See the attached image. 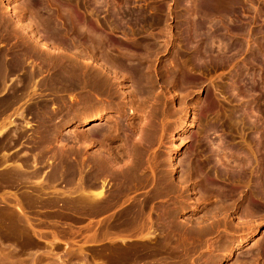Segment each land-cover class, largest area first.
<instances>
[{
    "label": "rangeland",
    "instance_id": "1",
    "mask_svg": "<svg viewBox=\"0 0 264 264\" xmlns=\"http://www.w3.org/2000/svg\"><path fill=\"white\" fill-rule=\"evenodd\" d=\"M54 1L0 0V219L9 218L0 225V264H264V200L252 204L249 183L222 197L209 196L202 182L203 140L227 163L226 143L264 131V0H215L229 13L213 24L230 29L213 34L211 58L201 66L181 58L179 77L170 69L194 0ZM123 57L141 60L151 79L145 94ZM85 94L95 114H86ZM237 105L245 107L243 119L232 117ZM94 118L102 125L93 128ZM140 126L146 137L138 135ZM98 128L105 138L93 132ZM95 150L107 166L89 176L85 160ZM133 154L139 167L126 172L123 163ZM87 175H98L96 186ZM97 186L99 202L89 196Z\"/></svg>",
    "mask_w": 264,
    "mask_h": 264
},
{
    "label": "bare ground",
    "instance_id": "2",
    "mask_svg": "<svg viewBox=\"0 0 264 264\" xmlns=\"http://www.w3.org/2000/svg\"><path fill=\"white\" fill-rule=\"evenodd\" d=\"M40 1V0H39ZM56 1V0H55ZM54 1V2H55ZM42 3L41 4H43L44 3V1H41ZM51 3V2H50ZM186 3V2H185ZM39 5V6H44V4H46V3H44L43 5ZM192 9H190V8H186L187 10H191V12H190V16L191 17H185V19L183 20L184 22H183V26H184V28H183V30H184V44H183V47H181L182 49L180 50V52H178V54H177V56H179L178 58H176L177 59V61L174 63V65H173V67H171V71H172V68H173V71H172V73H171V75L174 77V76H178L179 75V73H180V71H181V69L182 70H184V68H185V66L183 65L184 63H185V65H190L191 67H197V65L200 63V61L201 60H203V58H206L207 59V56H208V58H209V56L212 54L211 52H213V50L211 51V49L212 48H214V47H212V43H213V37L215 36H213V34H216L217 36H219L218 35V32H220V31H222L221 29L223 28L224 30H223V32H220V33H225L226 32V30L227 31H229V29H230V27H229V29L227 28L226 30H225V26L226 25H224L223 26V23H220V24H222V25H220V26H218L219 24L217 23V25H214L213 24V21L216 19V18H218V19H220V20H223V19H225L226 18V14H228L229 12H227L223 7H221L220 5H217L216 3H215V0H200V2L199 1H192ZM46 6V5H45ZM56 6V5H55ZM58 6V5H57ZM189 6V5H188ZM187 6V7H188ZM37 7V6H36ZM184 7V6H183ZM189 7H191V6H189ZM45 8H47V6L45 7ZM60 8V7H59ZM30 8H28V10H29ZM40 9V8H39ZM44 9V8H43ZM185 9V8H184ZM42 10V9H41ZM43 12H44V10H43ZM157 12V11H156ZM36 16V15H35ZM49 16H51V15H49ZM48 16V17H49ZM48 17H47V19H48ZM142 19V18H141ZM182 19V18H181ZM218 19H216V20H218ZM49 20H51V19H49ZM129 20H131V19H129ZM137 20V19H136ZM54 21V20H53ZM142 21V20H141ZM219 21V20H218ZM47 22H48V20H47ZM68 22V21H67ZM118 22V21H117ZM220 22H222V21H220ZM44 23V22H43ZM51 22H49V23H46V24H50ZM70 23V22H69ZM133 23V22H132ZM135 23V22H134ZM138 23V22H137ZM136 23V24H137ZM140 23V22H139ZM142 23V22H141ZM120 24V23H119ZM230 24V23H229ZM3 25V24H2ZM77 25V24H76ZM132 25V24H131ZM142 25V24H141ZM232 25V24H231ZM50 26V25H49ZM68 26H69V24H68ZM130 26V25H129ZM230 26V25H229ZM236 26V25H235ZM13 27V26H12ZM71 27V26H70ZM77 27V26H76ZM123 27H124V25H123ZM132 27H134L133 25H132ZM144 27V26H143ZM65 28H66V26H65ZM78 28H79V26H78ZM115 28V27H114ZM136 28V27H135ZM232 28L234 29V30H236L237 29V31H241V29L239 28V27H237V28H235V27H233L232 26ZM44 29V28H43ZM123 29H125V27L123 28ZM129 29V28H128ZM136 29H138V28H136ZM47 30V29H46ZM122 30V29H121ZM132 30V29H131ZM139 30V29H138ZM45 31V30H44ZM58 31V30H57ZM125 31V30H124ZM225 31V32H224ZM231 31V30H230ZM46 32H48V31H46ZM49 32H50V29H49ZM48 32V33H49ZM54 32H56V31H54ZM62 32V31H61ZM122 32V31H121ZM57 33V32H56ZM126 33H128V32H126ZM130 33V32H129ZM135 33V32H134ZM140 33V32H139ZM233 33V32H232ZM54 35H55V33H53ZM226 34V33H225ZM99 35V34H98ZM236 35V34H235ZM49 36V35H48ZM51 36V35H50ZM223 36V35H222ZM240 36V35H239ZM241 36H242V34H241ZM55 38V37H54ZM127 39V38H126ZM219 40V39H218ZM225 40V39H224ZM223 40V41H224ZM153 42V41H152ZM137 43H140V42H137ZM104 44V43H103ZM112 44V43H111ZM115 44V43H114ZM148 44V43H147ZM221 44V43H220ZM219 44V45H220ZM61 45H62V43H61ZM107 45V44H106ZM140 45V44H139ZM233 45H235V44H233ZM116 46V45H115ZM141 46V45H140ZM179 46V45H178ZM224 46V45H223ZM236 46H237V43H236ZM134 47H136V46H134ZM226 47V46H225ZM238 47H240L241 48V44L240 45H238L237 47H236V49L238 48ZM243 47V46H242ZM177 48V47H176ZM220 48V47H219ZM233 48V47H232ZM107 49V48H106ZM141 49V48H140ZM147 49V48H146ZM224 49V48H223ZM225 49H227V48H225ZM242 49V48H241ZM177 50V49H176ZM221 50V49H220ZM232 50V49H231ZM108 51V50H107ZM123 51V50H122ZM155 51V50H154ZM224 51V50H223ZM236 51V52H235ZM239 51H243V50H240V49H238V50H234V53L232 52L231 53V55H228V57L227 56H225L226 58L225 59H223L224 60V62H230V60H233L235 57H236V55L235 54H239V53H237V52H239ZM133 52V51H132ZM228 52H230V50L228 51ZM131 53V52H130ZM134 53V52H133ZM139 53V52H138ZM176 53V52H175ZM25 54V53H24ZM121 54V53H120ZM123 54V53H122ZM153 54V53H152ZM139 56V55H138ZM144 56V55H143ZM175 56V55H174ZM224 56V55H223ZM114 57V56H113ZM137 57V56H136ZM238 57V56H237ZM123 58H125V57H123ZM129 58H131V57H129ZM140 58V57H139ZM172 58V57H171ZM183 59V64H182V66H184V67H182V66H180V64H181V61H182V59ZM210 58H211V56H210ZM209 58V59H210ZM127 58H125V60H126ZM132 59V58H131ZM130 59V60H131ZM175 59V60H176ZM181 59V60H180ZM94 60V59H93ZM129 60V59H128ZM133 60V59H132ZM135 60V59H134ZM133 60V61H134ZM140 60V59H139ZM139 60H138V63L136 64L135 62L136 61H134L133 63L134 64H132V62L130 63V61H129V63L130 64H132V65H130L129 63H128V61L126 60V61H122L123 63H120L119 64V66L120 67H122L123 65H125L126 67L128 66V68L129 69H132V71H131V74H134V76L133 75H131V76H133L134 78H137V82H136V84H137V86H138V91H140V92H142L141 94H145V92H147V91H149L148 89H147V91L145 90V88H147V85L149 86V83H148V81H150L151 82V79L150 80H148V78H147V76H146V73H144V71L142 70L143 68H142V63L140 64L139 63ZM146 60V59H145ZM174 60V59H173ZM174 60V61H175ZM120 61H121V59H120ZM144 61V60H143ZM174 61H172V62H174ZM185 61V62H184ZM212 61V60H211ZM237 61V60H236ZM60 62H61V60H60ZM65 62V61H64ZM140 62H141V60H140ZM224 62H222V64H224ZM204 63V62H203ZM61 64V63H60ZM121 64H123L122 66H121ZM218 64H219V62H218ZM55 65V64H54ZM225 65H227V64H225ZM63 66V65H62ZM107 66V65H106ZM124 66V67H125ZM172 66V65H171ZM200 66H201V63H200ZM218 66V65H217ZM221 66H223V65H221ZM228 66V65H227ZM245 66V65H244ZM147 67V66H146ZM145 67V68H146ZM182 67V68H181ZM190 67V68H191ZM12 68V67H11ZM55 68H56V66H55ZM61 68V67H60ZM67 68V67H66ZM69 68V67H68ZM87 68V67H86ZM150 68V67H149ZM187 68V67H186ZM5 69V68H4ZM70 69H72V68H70ZM98 69V68H97ZM127 69V68H126ZM125 69V70H126ZM60 70V69H59ZM93 70V69H92ZM148 70V69H147ZM169 70V71H170ZM188 70H189V68H188ZM69 71V70H68ZM98 71V70H97ZM127 71H128V73H129V71L130 70H128L127 69ZM143 71V72H142ZM186 71V70H185ZM184 71V72H185ZM190 71H191V69H190ZM6 72V71H5ZM67 72V71H66ZM133 72V73H132ZM60 73V72H59ZM62 73V72H61ZM123 73V72H122ZM121 73V74H122ZM127 73V74H128ZM170 73V72H169ZM168 73V74H169ZM124 74V73H123ZM167 74V75H168ZM184 74V73H183ZM235 74V73H234ZM62 75V74H61ZM64 75V74H63ZM55 77H56V75H54ZM170 76V75H169ZM170 77L171 79L173 78V77ZM61 77V76H60ZM98 77V76H97ZM149 77V76H148ZM179 77V76H178ZM66 78V77H65ZM100 78V77H99ZM108 78V77H107ZM169 78V77H168ZM153 79V78H152ZM174 79V78H173ZM96 80V79H95ZM106 80V79H105ZM113 80V79H112ZM115 80V79H114ZM136 79H134L133 80V78H132V81H133V84H134V81H135ZM62 81V80H61ZM64 81H65V79H64ZM146 81V82H145ZM189 81V80H188ZM86 82V81H85ZM97 82L98 81H96V84H97ZM90 83V82H89ZM99 83V82H98ZM101 83H103L102 81H101ZM106 83H107V80H106ZM148 83V84H147ZM185 83V82H184ZM86 84H88V83H86ZM85 84V85H86ZM105 84V83H104ZM187 84V83H186ZM22 85V84H21ZM100 85V84H99ZM98 85V86H99ZM170 85V84H169ZM95 86H97V85H95ZM220 86V85H219ZM227 86V85H226ZM87 87H88V85H87ZM24 88V87H23ZM89 88V87H88ZM96 89H97V87H95ZM100 88L102 89V86H100ZM100 88H98V89H100ZM25 89V88H24ZM23 89V90H24ZM85 89H87L86 87H85ZM90 89V88H89ZM92 89V88H91ZM90 89V92H92L93 90H91ZM100 89V90H101ZM95 90V89H94ZM99 90V91H100ZM105 90V89H104ZM102 91H103V89H102ZM135 91H137V89L135 90ZM233 91V90H232ZM104 92V91H103ZM247 92V91H246ZM251 92V91H250ZM87 93H89V92H87ZM93 93V92H92ZM243 93V92H242ZM248 93V92H247ZM90 94V93H89ZM89 94H88V96H89ZM93 94H95V92L93 93ZM109 94V93H108ZM107 94V95H108ZM136 94H138V93H136ZM251 94V93H250ZM249 94V95H250ZM139 95V94H138ZM85 96H87L86 94H85ZM84 96V97H85ZM86 97V103L88 102V108H89V112L88 113H86L87 115H92V114H95L96 112L94 111V107H95V103H92L91 102V99H90V96L89 97ZM133 96V95H132ZM147 96H148V94H147ZM142 97H144L143 95H142ZM146 97H144V99H145ZM96 99V98H95ZM116 99V98H115ZM137 99V98H136ZM232 99H233V97H232ZM263 99V98H262ZM89 100V101H88ZM134 100V99H133ZM136 101V100H135ZM142 101H144V100H142ZM159 101V100H158ZM94 102V101H93ZM230 103V102H229ZM239 103V102H238ZM95 104V105H94ZM142 105H144V104H142ZM239 105H241V104H239ZM138 106V105H137ZM140 106V105H139ZM155 106V105H154ZM237 107H239L238 105H237ZM117 108V107H116ZM245 108V107H244ZM244 108H242V107H239L237 110H235L234 112H233V116L232 117H240V118H242L243 119V117H244V115H245V111L246 110H244ZM123 109V108H122ZM130 109V108H129ZM135 109H136V107H135ZM133 110V109H132ZM212 110V109H211ZM248 110V109H247ZM134 111V110H133ZM138 112V111H137ZM157 113V112H156ZM152 114V113H151ZM155 114V113H154ZM232 114V113H231ZM248 114V113H247ZM118 115V114H117ZM125 115V114H124ZM149 115V114H148ZM148 115H147V117H148ZM251 115V114H250ZM44 118V117H43ZM97 118H101V120L103 119L100 115H99V117H97ZM157 118V117H156ZM228 118H229V116H228ZM248 118V117H247ZM250 118V117H249ZM107 119V118H106ZM146 119V118H145ZM94 120H96L95 118L91 121L92 123H94L95 125H93L92 127L94 128V127H98V126H101L102 124L101 123H98V124H96V121H94ZM149 120V119H148ZM231 120H233V119H231ZM230 120V121H231ZM249 120V119H248ZM99 121V120H98ZM234 121V120H233ZM236 121V120H235ZM100 122H102V121H100ZM147 122V121H146ZM167 122V121H166ZM238 122V121H237ZM249 122V121H248ZM252 122V121H251ZM115 123V122H114ZM117 123H118V121H117ZM149 123V122H148ZM148 123H146V124H148ZM233 123V122H232ZM235 123V122H234ZM238 123H240V122H238ZM90 124V123H89ZM134 124V123H133ZM140 124V123H139ZM144 124V123H143ZM252 124H254V122L252 123ZM47 125V124H46ZM151 125V124H150ZM240 125H241V123H240ZM249 125H251L250 123H249ZM248 125V126H249ZM257 125V124H256ZM107 126V125H106ZM143 126V125H142ZM144 126H145V124H144ZM143 126V127H144ZM147 126V125H146ZM145 126V127H146ZM116 127V126H115ZM114 127V128H115ZM143 127H141L140 126V128H141V130L140 131H138L139 133H138V135L140 136V135H142V133H143V135L144 134H146L147 133V131H145L144 129H142ZM148 127L149 126H147V128L146 129H148ZM218 126H210V127H208V129H207V131H215L216 130V128H217ZM225 127H227V126H225ZM242 127V126H241ZM240 127V128H241ZM245 127V126H244ZM251 127V126H250ZM253 127V126H252ZM256 127V126H255ZM259 127V126H258ZM90 128V127H89ZM133 128V127H132ZM153 128V127H152ZM155 128V127H154ZM249 128V127H248ZM262 128H264V127H262ZM261 128V129H262ZM6 129V128H5ZM97 129V128H96ZM94 130L93 132H95V133H98V132H96V131H101L99 128H98V130ZM118 129V128H117ZM138 129V128H137ZM156 129V128H155ZM242 129H243V127H242ZM246 129V128H245ZM251 129V128H250ZM260 129V128H259ZM48 130V129H47ZM111 130V129H110ZM115 130V129H114ZM131 130H134V129H131ZM136 130V129H135ZM151 130V129H150ZM103 131V130H102ZM102 131H101V133H102ZM112 131V130H111ZM137 131V130H136ZM240 131V130H239ZM253 131H254V133L257 131V130H251V132L253 133ZM92 132V131H91ZM93 132L92 133H89L88 135L90 136H88L87 138H86V140H92V142H91V144L92 143H94V141L95 140H93V139H96V138H94V135H95V133L93 134ZM108 132V131H107ZM115 132V131H114ZM119 132V131H118ZM140 132H142V133H140ZM226 132V131H225ZM259 132V131H258ZM255 133L254 135L253 134H251V135H253L252 137L250 136L249 138H248V140H244V141H241V142H238L237 144H234V145H232L231 143H230V141H229V143L232 145L231 147H230V145H229V147H228V143H226L227 145L225 146V150L227 149V150H229V152L231 151V153H230V155L231 156H229L228 154H226L229 158H226V160H227V163H226V161H222L221 162V160H222V157L220 158L219 156V154H218V157H216L217 156V153L218 152H216V154L214 153V151L212 150V148H211V144L210 143H212V142H210L209 143V140L208 141H205V140H203L202 141V145L204 146V154H206V158H205V161L203 162L204 164H203V166H204V168H205V173L203 172V177H202V182H203V187H204V189L206 190V191H208V194L210 193V194H212V192L214 193V192H217L218 194L220 193H225L223 196H226V194H227V196H228V194H234V193H237L238 191H239V188L240 187H243L244 185V183L246 184L247 183V185L249 186V184H250V187L249 188H251V190H250V192H251V194L248 196L249 198V200H251L252 201V204L253 205H259V203H261L263 200H264V131L263 132H261V134L260 133ZM105 133V132H104ZM126 133V132H125ZM231 133V132H230ZM240 133V132H239ZM108 134V133H107ZM112 135H113V133H111ZM110 133L108 134V135H111ZM241 134V133H240ZM249 134V133H248ZM98 135H100V132L98 133ZM101 135H103V136H101L102 138L104 137V134L102 133ZM129 135V134H128ZM136 135V134H135ZM137 135V136H138ZM142 135V136H143ZM207 135V134H206ZM247 135V134H246ZM87 136V135H86ZM139 136L136 138L135 137V141H137V142H141V144H140V146L142 145H144V143H145V141H143L142 139H140L139 138ZM145 136V135H144ZM12 137H13V135H12ZM146 137V136H145ZM148 137V136H147ZM105 138V137H104ZM110 138H113V137H110ZM114 138H115V136H114ZM149 138V137H148ZM206 138V137H205ZM226 138V137H225ZM242 138V137H241ZM140 139V140H139ZM143 139H145V138H143ZM150 139V138H149ZM152 139V138H151ZM24 140V139H23ZM142 140V141H141ZM155 140V139H154ZM241 140V139H240ZM47 141V140H46ZM89 141V142H90ZM149 141V140H148ZM225 141V140H224ZM226 141H228V140H226ZM98 142H99V139H98ZM139 142V143H140ZM144 142V143H143ZM42 143V142H41ZM100 143V142H99ZM98 143V144H99ZM136 142H134V144L133 143H131V144H133L132 145V147L131 148H133V150H137V149H135V148H137L138 146L135 144ZM139 143H138V145H139ZM147 143V142H146ZM91 144H88L89 146H91ZM101 144V143H100ZM107 144V143H106ZM130 144V145H131ZM88 145H86V146H88ZM146 145V144H145ZM211 145V146H210ZM12 146V145H11ZM66 146V145H65ZM92 146H94V145H92ZM99 146H101V145H99ZM217 146H219V145H217ZM120 147V146H119ZM118 147V148H119ZM122 147V146H121ZM148 147V146H147ZM223 147V146H222ZM34 148V147H33ZM101 147H99V149H100ZM218 148V147H217ZM216 148V149H217ZM139 149V148H138ZM214 149V148H213ZM219 149V148H218ZM47 150V149H46ZM98 150V149H97ZM97 150H95V151H93L92 153L91 152H89L90 153V155H87V156H90V157H87L86 158V162H85V170H86V173L89 175V176H91V172L93 171V169L95 170V169H98L99 170V174L101 173V172H104L103 170V168L105 167V170H106V166L107 165H105V163H106V160L105 161H102L103 159H102V157H101V159H100V155L98 156V151ZM220 150V149H219ZM56 151V150H55ZM73 151V150H72ZM132 151V150H131ZM140 151V150H139ZM222 151V150H221ZM39 152V151H38ZM67 152H69V151H67ZM74 152V151H73ZM101 152V151H100ZM114 152V151H113ZM59 153V152H58ZM88 153V154H89ZM134 153V152H133ZM141 153V152H140ZM220 153V152H219ZM224 153V152H223ZM69 154H70V152H69ZM100 154V153H99ZM135 154V153H134ZM134 154L133 155H131V157H130V155H128L130 158L129 159H127L126 160V163L124 162L123 164H124V170L127 172V170L128 171H130V168L132 167V168H137L138 169V167L139 166H136V165H138V162H139V164H140V159H138L140 156H138L137 157V159L136 158H134L135 156H134ZM141 154H143V152L141 153ZM202 154V153H201ZM34 155V154H33ZM121 155V154H120ZM147 155V154H146ZM224 155V154H223ZM102 156V155H101ZM134 156V157H133ZM107 157V156H106ZM115 157V156H114ZM119 157V156H118ZM142 157V156H141ZM224 157H226V156H223V159H225ZM116 158V157H115ZM143 158V157H142ZM220 158V159H219ZM132 159H134V160H132ZM121 160V159H120ZM6 161V160H5ZM41 161V160H40ZM195 161V160H194ZM27 162V161H26ZM108 162V161H107ZM115 161H113V162H111V163H114ZM123 162V161H122ZM80 163V162H79ZM116 163H117V161H116ZM135 163V165L133 166L132 164H134ZM38 164V163H37ZM54 164V163H53ZM62 164V163H61ZM75 164V163H74ZM107 164V163H106ZM110 164V163H109ZM131 165V166H130ZM201 164H199L198 163V165H196V167H194V168H197L198 166L199 167H201L200 166ZM17 166V165H16ZM60 166V165H59ZM112 166V165H111ZM129 166H130V168H129ZM141 166H143V165H141ZM145 166V165H144ZM47 167V166H46ZM55 167V166H54ZM64 167V166H63ZM108 167H109V165H108ZM107 167V168H108ZM115 167V166H114ZM113 167V168H114ZM198 167V168H199ZM112 168V167H111ZM119 168H120V166H119ZM108 169H110V167L108 168ZM122 169H123V167H122ZM136 169V170H137ZM140 169V168H139ZM157 169V168H156ZM203 169V168H202ZM22 170V169H21ZM112 170V169H111ZM119 170H121V169H119ZM124 170H122V171H124ZM198 170V169H197ZM201 170V169H200ZM71 171V170H70ZM117 171V170H116ZM115 171V172H116ZM135 171V170H134ZM142 171H144V169L142 170ZM140 172V173H143V172ZM151 171V170H150ZM195 171V170H194ZM199 171V170H198ZM29 172H31V171H29ZM95 172V171H94ZM114 172V171H113ZM119 172H121V171H119ZM125 172V173H126ZM132 172V171H131ZM136 172H138V171H136ZM200 172V171H199ZM199 172H197V173H199ZM202 172V171H201ZM201 172H200V174H201ZM84 173H85V171H84ZM93 173V172H92ZM111 173V172H110ZM122 173V172H121ZM14 174V173H13ZM12 174V175H13ZM27 173L25 172V175H26ZM94 174V173H93ZM92 174V175H93ZM115 174V173H114ZM129 174H130V172H128L127 173V175L129 176ZM133 174V172L131 173V175ZM200 174H198V178H200L199 176H200ZM86 175V174H85ZM84 175V176H85ZM87 175V176H88ZM117 175V174H116ZM137 175L138 174H136L135 176L137 177ZM142 175V174H141ZM140 175V176H141ZM87 177V179L89 180V181H87V182H89L90 183V186L91 185H93L94 183H97V181H95V180H93L94 179V177L96 176H98V175H95L94 177ZM105 176V175H104ZM107 176V175H106ZM117 176H119V175H117ZM124 176V172H123V175H121L120 176V178L121 177H123ZM139 175H138V177H140ZM197 176V175H196ZM27 177V176H26ZM65 177V176H64ZM108 177V176H107ZM126 174H125V180H126ZM143 177V176H142ZM141 177V178H142ZM119 178V179H120ZM124 178V177H123ZM12 179V178H11ZM16 179V178H15ZM99 178H97V180H98ZM102 179V178H101ZM105 177L103 178V182L105 181ZM128 179H130L129 177H127V180ZM201 179V178H200ZM39 180V179H38ZM79 180V179H78ZM122 179H120V186H122L124 183L121 181ZM126 180V181H127ZM131 180H133V181H135L136 180V178L135 179H131ZM141 179L139 178V180H138V183H140L139 181H140ZM157 180V179H156ZM16 181V180H15ZM24 181H26V179L24 180ZM30 181V180H29ZM85 181V180H84ZM93 181V182H92ZM95 181V182H94ZM125 181V182H126ZM35 182V181H34ZM86 182V183H87ZM98 182H102V180L101 181H98ZM102 182V188H103V186H104V183ZM142 182H144V181H142ZM25 183V182H24ZM88 183V184H89ZM128 183V182H127ZM135 183V182H134ZM166 183V182H165ZM249 183V184H248ZM15 184V183H14ZM47 184V183H46ZM50 184V183H49ZM75 184H77V183H75ZM131 184V183H130ZM132 184H133V182H132ZM142 184V183H141ZM95 186H96V184H94ZM99 185V184H98ZM100 185H101V183H100ZM146 185V184H145ZM243 185V186H242ZM162 186V185H161ZM38 187V186H37ZM101 187V186H100ZM119 187V186H118ZM140 187V186H139ZM67 188V187H66ZM76 188V187H75ZM90 188V187H89ZM92 188V187H91ZM91 188L89 189V190H91ZM97 188H99V186H97ZM94 189L93 191H90V193H89V196L91 195V197H92V199H94L93 201H95V200H98V202L100 201V199L101 198H103V196H102V194H103V189ZM174 188V187H173ZM120 189V188H119ZM203 189V190H204ZM237 189H238V191H237ZM85 190V189H84ZM112 190V189H111ZM242 190V189H241ZM240 190V191H241ZM31 191H33V190H31ZM42 191V190H41ZM110 191V190H109ZM172 191V190H171ZM174 191V190H173ZM24 192V191H23ZM71 192V191H70ZM163 192V191H162ZM49 193V192H48ZM117 193V192H116ZM47 194V193H46ZM72 194V193H71ZM162 194V193H161ZM210 194H209V196H210ZM232 194V195H233ZM249 194V193H248ZM113 195V194H112ZM231 195V196H232ZM235 195V194H234ZM237 195V194H236ZM241 195V194H240ZM70 196V195H69ZM88 196V195H87ZM160 196V195H159ZM214 196V195H213ZM217 196V195H216ZM221 196H222V194H221ZM220 196V197H221ZM222 196V197H223ZM230 196V195H229ZM228 196V197H229ZM246 196V195H245ZM2 197V196H1ZM116 197V196H115ZM215 197V196H214ZM219 197V196H218ZM247 197V196H246ZM46 198V197H45ZM91 199V200H92ZM86 200V199H85ZM103 200V199H102ZM101 200V201H102ZM106 200V199H105ZM112 201V200H111ZM24 202V201H23ZM36 202V201H35ZM98 202H96V204L95 205H99L98 204ZM103 202V201H102ZM101 202V203H102ZM68 203V202H67ZM92 203V202H91ZM47 204V203H46ZM72 204V203H71ZM12 205V204H11ZM76 205V204H75ZM106 205V204H105ZM109 205V204H108ZM246 205V204H245ZM28 206V205H27ZM100 206H101V204H100ZM99 206V207H100ZM41 207V206H40ZM108 207V206H107ZM106 207V208H107ZM151 207V206H150ZM261 207V206H260ZM101 208H103V206L101 207ZM119 208V207H118ZM258 208H259V206H258ZM3 210V209H2ZM105 210V209H104ZM250 211V210H249ZM248 211V212H249ZM9 212V211H8ZM135 212V211H134ZM138 212V211H137ZM145 212V211H144ZM93 213V212H92ZM136 213V212H135ZM134 213V214H135ZM116 214V213H115ZM12 216H10V218H11ZM171 217V216H170ZM5 218V217H4ZM8 218V217H7ZM9 219V218H8ZM7 219V220H8ZM131 219V218H130ZM7 220H2V219H0V225H2V226H5V227H7L6 225H7ZM165 220V219H164ZM218 220V219H217ZM168 221V220H167ZM174 221V220H173ZM8 222H12L11 221V219H10V221H8ZM11 226L14 224H12V223H9ZM17 224V223H16ZM30 224V223H29ZM91 224V223H90ZM145 224H146V222H145ZM178 224V223H177ZM198 224V223H197ZM19 225V224H18ZM110 225V224H109ZM144 225V224H143ZM134 226V225H133ZM165 226V225H164ZM179 226V225H178ZM9 227V226H8ZM31 227V226H30ZM145 227V226H144ZM214 227V226H213ZM199 228V227H198ZM5 229V228H4ZM91 229V228H90ZM163 231V230H162ZM173 231V230H172ZM199 231V230H198ZM180 233V232H179ZM197 234H198V232H197ZM168 235V234H167ZM14 236V235H13ZM7 237V236H6ZM170 237V236H169ZM9 238H11V237H9ZM7 239V238H6ZM163 239V238H162ZM14 240V239H13ZM15 240H17V239H15ZM9 241H11V240H9ZM12 243H13V241H11ZM16 242H18V241H16ZM10 243V242H9ZM20 243V242H19ZM6 244V243H5ZM36 244V243H35ZM11 245V244H10ZM13 245H15V244H13ZM17 246V245H16ZM52 247V246H51ZM175 247V246H174ZM10 249V248H9ZM31 250V249H30ZM8 251V250H7ZM6 251V252H7ZM12 251V250H11ZM16 251V250H15ZM44 251V250H43ZM45 251H47V250H45ZM44 251V252H45ZM4 252V251H3ZM6 252H4V253H6ZM167 253H169V252H167ZM23 254V253H22ZM37 256V255H36ZM46 256V255H45ZM55 256H57V255H55ZM64 256V255H63ZM18 257H20V256H18ZM22 257V256H21ZM54 257V256H53ZM66 257V256H65ZM186 257V256H185ZM3 258H5L4 256H3ZM24 258H25V256H24ZM29 258V257H28ZM27 258V259H28ZM39 258V257H38ZM52 258V257H51ZM62 258V257H61ZM171 258V257H170ZM209 258V257H208ZM5 259H7V258H5ZM178 260H179V258H177ZM184 259V258H183ZM4 260V259H3ZM31 260V259H30ZM140 260V259H139ZM181 260V259H180ZM179 260V261H180ZM5 262H6V260H4ZM26 261V260H25ZM36 261V260H35ZM216 261V260H215ZM1 262V261H0ZM10 262V261H9ZM147 262V261H146ZM176 262V261H175ZM2 263V262H1ZM8 263V262H7ZM36 263V262H35ZM49 263V262H48ZM64 263V262H63ZM145 263V262H144ZM165 263V262H164ZM177 263V262H176ZM181 263V262H180ZM187 263V262H186ZM147 264V263H146ZM153 264V263H152Z\"/></svg>",
    "mask_w": 264,
    "mask_h": 264
}]
</instances>
